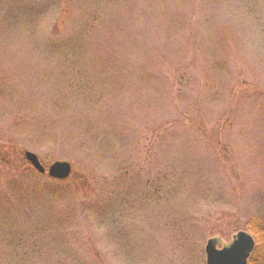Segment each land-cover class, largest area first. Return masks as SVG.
I'll return each instance as SVG.
<instances>
[{
	"label": "rangeland",
	"instance_id": "374dc122",
	"mask_svg": "<svg viewBox=\"0 0 264 264\" xmlns=\"http://www.w3.org/2000/svg\"><path fill=\"white\" fill-rule=\"evenodd\" d=\"M0 151V264H206L264 228V0H0Z\"/></svg>",
	"mask_w": 264,
	"mask_h": 264
},
{
	"label": "water",
	"instance_id": "95a60500",
	"mask_svg": "<svg viewBox=\"0 0 264 264\" xmlns=\"http://www.w3.org/2000/svg\"><path fill=\"white\" fill-rule=\"evenodd\" d=\"M24 157L39 174H47L53 180H67L73 171L72 165L68 162H56L47 171L39 157L30 151H25ZM220 242L221 238H211L207 241L206 264H249L256 248L255 238L247 231L238 232L233 241L223 248H219Z\"/></svg>",
	"mask_w": 264,
	"mask_h": 264
},
{
	"label": "trees",
	"instance_id": "16d2710c",
	"mask_svg": "<svg viewBox=\"0 0 264 264\" xmlns=\"http://www.w3.org/2000/svg\"><path fill=\"white\" fill-rule=\"evenodd\" d=\"M65 10L66 11H64L60 17L64 20L67 19V15L70 17V11L68 10V7H66ZM67 11H68V13H67ZM97 21L98 20L95 19L96 23H97ZM65 23H63V24H65ZM65 25H59L56 28V30L54 31V35L57 37L59 36V38H60L63 30H65L67 27V26L65 27ZM79 35H80V33H78L77 36H79ZM59 38H54L51 43L47 42L48 43L47 49H45V50L59 52V53H67V52H82V51H85L86 48L89 49L88 41L85 43L86 38L84 37L83 32L81 33V37L72 38V40L68 38V42H65L64 40L59 39ZM184 73L179 74L178 78L176 79V82L178 83V86H179L178 91L181 88L182 79H183V77H185ZM221 142L222 141L218 142L216 149H217V154H218V158H219L220 162L225 165V162L223 160V156L221 154L223 151V149L221 148V147H223ZM0 152H2V151H0ZM2 161L0 162V165H2L3 167L0 169H5L4 166H6L7 168L9 166V168L12 170L9 172L15 173V170L11 167L12 164L14 165V162H12L13 160L10 161V159H9V162H6V161L2 162ZM246 228L249 231V233L254 236V238L256 240V244H257L256 249L253 253V256L250 259L249 264H264V228L257 222V220L255 218L252 221H250L249 223H247Z\"/></svg>",
	"mask_w": 264,
	"mask_h": 264
}]
</instances>
